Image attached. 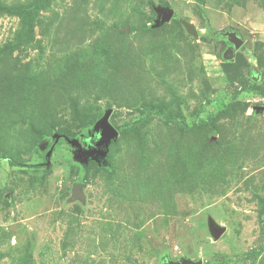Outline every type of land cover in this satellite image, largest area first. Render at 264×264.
<instances>
[{
  "label": "rangeland",
  "instance_id": "374dc122",
  "mask_svg": "<svg viewBox=\"0 0 264 264\" xmlns=\"http://www.w3.org/2000/svg\"><path fill=\"white\" fill-rule=\"evenodd\" d=\"M182 261L264 264V0H0V264Z\"/></svg>",
  "mask_w": 264,
  "mask_h": 264
},
{
  "label": "water",
  "instance_id": "95a60500",
  "mask_svg": "<svg viewBox=\"0 0 264 264\" xmlns=\"http://www.w3.org/2000/svg\"><path fill=\"white\" fill-rule=\"evenodd\" d=\"M156 12L158 15L156 26L162 25L165 21H169L173 17V13L170 10L158 9ZM183 23L190 34L197 36L196 30L191 24L186 22ZM221 36H224L228 40V42H230L234 46L235 49H237L242 43L235 33L226 32L224 34H221ZM108 118H109V114H107L104 120L101 122L99 126V130H100L99 140L95 143V147L103 148V150H98V149L83 150L82 146L78 141L70 140L69 138H66L67 144H69L71 148H74L76 150V154L78 158H92L96 160L106 156V154L108 153L109 142L111 141V139L117 136L116 131L110 126L108 122ZM51 151L52 149L47 154L48 156L50 155ZM81 187L82 186L79 185H75L73 187V191H72L73 199L82 198V194L80 193ZM209 229L211 236L215 240H219L220 237L225 233V229L222 227L221 228L218 227L214 222L209 223ZM165 264H202V262L182 261L180 263L167 262Z\"/></svg>",
  "mask_w": 264,
  "mask_h": 264
},
{
  "label": "trees",
  "instance_id": "16d2710c",
  "mask_svg": "<svg viewBox=\"0 0 264 264\" xmlns=\"http://www.w3.org/2000/svg\"><path fill=\"white\" fill-rule=\"evenodd\" d=\"M66 138H69L70 140H72L70 137L57 136L55 139L52 140V142H50L47 145V147L45 148L44 153H43L44 161L48 160V155L47 154L50 152V150L52 148H62V147L67 145ZM45 173H46V171H45Z\"/></svg>",
  "mask_w": 264,
  "mask_h": 264
}]
</instances>
